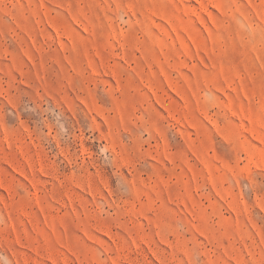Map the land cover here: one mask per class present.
Wrapping results in <instances>:
<instances>
[{
    "label": "rangeland",
    "instance_id": "obj_1",
    "mask_svg": "<svg viewBox=\"0 0 264 264\" xmlns=\"http://www.w3.org/2000/svg\"><path fill=\"white\" fill-rule=\"evenodd\" d=\"M0 264H264V0H0Z\"/></svg>",
    "mask_w": 264,
    "mask_h": 264
}]
</instances>
